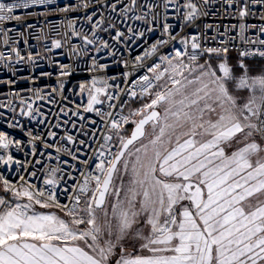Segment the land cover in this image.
I'll list each match as a JSON object with an SVG mask.
<instances>
[{"label": "snow or ice", "instance_id": "obj_1", "mask_svg": "<svg viewBox=\"0 0 264 264\" xmlns=\"http://www.w3.org/2000/svg\"><path fill=\"white\" fill-rule=\"evenodd\" d=\"M216 4L224 14L235 5L242 21L257 12L264 20V0H0V71L10 74L0 78V121L31 145L25 152L0 131V264H264V74L249 76L244 63L264 58V48L240 52L237 77L227 47L207 46L206 32L181 35L218 13ZM56 13L82 15L46 21L47 33L32 23L8 27ZM238 27L245 44L264 45V24L256 38L244 35L256 25ZM229 30L217 28L211 40ZM29 37L44 41L45 53L60 51L22 54ZM21 66L28 75H18ZM77 70L89 73L70 89L79 103L64 79ZM52 78L55 85L39 84ZM230 82L249 92L246 102ZM32 122L48 131L26 128Z\"/></svg>", "mask_w": 264, "mask_h": 264}, {"label": "built area", "instance_id": "obj_2", "mask_svg": "<svg viewBox=\"0 0 264 264\" xmlns=\"http://www.w3.org/2000/svg\"><path fill=\"white\" fill-rule=\"evenodd\" d=\"M69 0H57L58 4H66L68 3ZM197 3L200 2V0H196ZM243 3V0H241V4ZM226 7V6H225ZM225 7H221L220 4H216L214 5V9H219V12L216 13L215 15H208V16H202L200 19H197L193 26L191 27H186L184 29L183 32H181V35H184L185 33H191L193 31H199L201 34L203 33H207L208 36V42H207V46L209 47H227L229 49L228 53H236L238 55V57H240V52L246 49H252L254 50L257 46L264 48V45H258V44H245L239 37L238 33H239V25L241 23H245L247 25H256V28H250L248 29L247 32L244 33V35L246 37H251V38H256L257 34H258V30H259V26L261 24H264V20L259 19V12H257L256 16H248L246 17L243 21L239 19V13L236 10V6L234 5L233 8L227 12V14L225 13ZM25 11L31 12V11H36V12H40V11H44V9L42 7L39 8H31L28 10H17L18 15H23V13ZM68 17H74V16H78V15H82V13H56V14H50L46 17L41 16V17H28V16H23L22 21L20 22H12L11 24L8 25V27H14L17 24H24V23H32L36 25L35 31L37 34H39L41 32V30H43L44 32H48L49 29L46 25V21H53V22H60L64 19L65 16ZM38 22V23H37ZM169 23L175 25V29L176 31H180V21L178 19H171L169 21ZM206 25H212L211 29H206ZM232 25H236L237 27L235 29H232L231 26ZM228 27L230 30L227 34V37L224 36H220L218 37L217 41H213L211 40V37L214 35H217L216 33V29H219L220 33H223L225 30V27ZM62 31L64 29H61ZM54 35V34H53ZM229 37H236L235 40L229 39ZM56 38H62V37H56ZM29 44L32 45L33 47L31 49H28V46L23 44V41L21 40L20 43V47L25 49V52L22 54H26V52L28 50L33 51V53H35L36 50H39L41 52L42 55L48 56V55H54L57 54L60 50H54L53 53H45L44 52V41L41 42H37L34 38L29 37ZM156 39V35L153 34L150 38L148 43H151L152 41H154ZM179 39V37H178ZM204 39V36H201V40ZM220 39H224L227 40V42L225 44H220L218 41ZM259 39H264V33L259 34ZM50 42V41H49ZM143 47L140 48H136L133 51V56L138 55L140 53L143 52ZM65 51H67L65 49ZM56 58L60 59L62 62L64 63H70L72 64V67L74 69H77V64L79 69H85L86 65L83 62H77L75 60H69L67 58V56H56ZM260 58L258 55L257 56H252V57H245L244 60H254ZM149 63L151 61H148ZM40 65L41 68L44 71H52L55 72L56 69L51 68L48 66V61L47 60H42L40 61ZM22 67V71L20 73H18V75H28L29 72L27 70V68L25 66H21ZM40 69H37L36 72L38 73ZM121 71H123V69H120ZM110 74H112V72H114L115 70H109ZM9 73L5 72V71H0V78H8L9 77ZM89 77V73L87 71H79L77 70L73 76L71 77H67L64 78L68 81L67 85H66V94L70 97V99L75 100L77 103L80 102V98L78 96H73L72 92L70 91V89L77 83V81H83L88 79ZM40 85H44V84H51V85H55L56 84V80L55 78L52 79H42L39 81ZM17 87L20 88H26L28 87L27 84L21 83L19 85H17ZM4 91H8L7 88L3 89ZM86 102V101H85ZM37 103H44V108L42 109V111H44L45 113H47L48 108L50 107L49 105H47L46 102H37ZM134 104V103H133ZM133 104H131L130 106H132ZM3 111L6 113V115H10V113H8L7 109H3ZM125 114L128 112V109L126 108L125 110ZM91 115V114H88ZM50 120L54 119L53 117H49ZM73 119H75V117H73ZM22 121H27V118H21ZM26 128H31L35 131H42V132H47L48 131V126L47 125H38L35 122L26 124ZM55 130V129H53ZM0 131H5L6 133H8L12 138L14 139H19L23 141V146H24V151L28 152L30 151L31 145H28V140L29 137L24 135L23 132H20L19 130H14V129H10L7 127V123L5 121H0ZM61 133L63 132V130H60ZM70 132H72V134H75V132L73 130L70 129ZM9 151L14 155V157L16 159H20V160H24L25 159V155L22 152L17 151L14 147L10 146ZM0 154H3V150H0ZM53 155H55V152L53 151ZM39 158V157H37ZM28 160H32L33 157L28 156L27 157ZM51 163V162H50ZM0 167H4V166H0ZM18 177H14V176H9V179H12L13 182H15V180ZM61 202L63 201V198H61Z\"/></svg>", "mask_w": 264, "mask_h": 264}, {"label": "rangeland", "instance_id": "obj_3", "mask_svg": "<svg viewBox=\"0 0 264 264\" xmlns=\"http://www.w3.org/2000/svg\"><path fill=\"white\" fill-rule=\"evenodd\" d=\"M231 54L230 53H227V62L230 66V68L233 69L234 71V74L239 77L240 75H243L244 74V70L241 69L239 66H238V61L240 60V57H238L237 60H232L231 59ZM203 62V61H201ZM219 63V61H216V60H213V64H217ZM244 63L247 65V74L249 76H259V75H262L264 74V58H257V59H254V60H244ZM229 91L237 97V101L238 103L240 104H243L244 102H246V100L248 99L249 97V92L246 90V89H242V90H236L235 88V82H230L229 84ZM139 105L138 104H133L132 106H130L131 108H136L138 107ZM132 130V126L129 125L128 126V132L126 133V135H129L130 132ZM150 131V130H149ZM147 143V139H143L142 141L140 142H137L136 146L139 147L140 146V143ZM233 150H235V147L233 148ZM125 180H127V177L125 178ZM261 199H264V195H261L260 196ZM111 197H109V201H111ZM187 203V202H185ZM38 211H58L57 209H37ZM102 215V214H101ZM147 229H145V232L147 233ZM139 248V245H137V249ZM144 255H148L149 253H147L146 251L144 253H142Z\"/></svg>", "mask_w": 264, "mask_h": 264}, {"label": "trees", "instance_id": "obj_4", "mask_svg": "<svg viewBox=\"0 0 264 264\" xmlns=\"http://www.w3.org/2000/svg\"><path fill=\"white\" fill-rule=\"evenodd\" d=\"M232 56H231V59L232 60H237L238 59V55L236 53H230ZM136 104V103H135Z\"/></svg>", "mask_w": 264, "mask_h": 264}, {"label": "water", "instance_id": "obj_5", "mask_svg": "<svg viewBox=\"0 0 264 264\" xmlns=\"http://www.w3.org/2000/svg\"><path fill=\"white\" fill-rule=\"evenodd\" d=\"M132 131V130H131ZM130 134H131V132H130ZM130 134H129V136H130Z\"/></svg>", "mask_w": 264, "mask_h": 264}]
</instances>
